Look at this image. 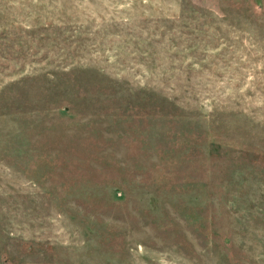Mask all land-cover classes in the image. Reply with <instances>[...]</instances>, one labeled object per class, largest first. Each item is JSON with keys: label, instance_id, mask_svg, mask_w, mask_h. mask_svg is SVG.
I'll list each match as a JSON object with an SVG mask.
<instances>
[{"label": "rangeland", "instance_id": "obj_1", "mask_svg": "<svg viewBox=\"0 0 264 264\" xmlns=\"http://www.w3.org/2000/svg\"><path fill=\"white\" fill-rule=\"evenodd\" d=\"M0 264H264V0H0Z\"/></svg>", "mask_w": 264, "mask_h": 264}]
</instances>
